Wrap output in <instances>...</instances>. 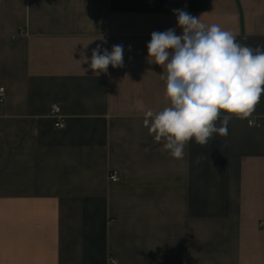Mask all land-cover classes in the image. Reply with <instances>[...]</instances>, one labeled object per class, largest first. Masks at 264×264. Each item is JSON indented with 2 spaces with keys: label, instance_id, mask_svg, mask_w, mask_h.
I'll use <instances>...</instances> for the list:
<instances>
[{
  "label": "crops",
  "instance_id": "0c3cea01",
  "mask_svg": "<svg viewBox=\"0 0 264 264\" xmlns=\"http://www.w3.org/2000/svg\"><path fill=\"white\" fill-rule=\"evenodd\" d=\"M176 9L264 47V0H0V264H264V93L182 158L144 125ZM114 45L123 67L83 62Z\"/></svg>",
  "mask_w": 264,
  "mask_h": 264
},
{
  "label": "clouds",
  "instance_id": "9594fccd",
  "mask_svg": "<svg viewBox=\"0 0 264 264\" xmlns=\"http://www.w3.org/2000/svg\"><path fill=\"white\" fill-rule=\"evenodd\" d=\"M174 13L182 35L153 31L147 44L149 63L163 68L168 106L147 110L144 125L169 155L182 158L190 140L207 145L213 134L227 135L233 116L243 120L255 111L264 93V47L242 45L231 31L207 26L186 10ZM123 52V45L102 53L98 46L83 62L99 76L109 65L123 67Z\"/></svg>",
  "mask_w": 264,
  "mask_h": 264
},
{
  "label": "built area",
  "instance_id": "2783aa9c",
  "mask_svg": "<svg viewBox=\"0 0 264 264\" xmlns=\"http://www.w3.org/2000/svg\"><path fill=\"white\" fill-rule=\"evenodd\" d=\"M7 96L6 87L2 84L0 80V107H2L5 103ZM52 116L55 119L54 126L57 129H63L66 127L64 119L62 118L60 108L58 106H53L52 108ZM108 179L112 182L119 181L120 177L118 172L113 171L108 174ZM260 227L264 228V219L260 221Z\"/></svg>",
  "mask_w": 264,
  "mask_h": 264
}]
</instances>
